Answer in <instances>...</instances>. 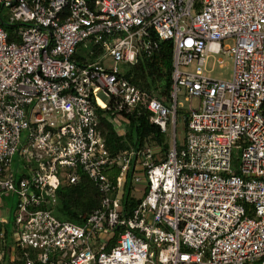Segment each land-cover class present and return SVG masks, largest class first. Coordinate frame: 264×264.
Returning a JSON list of instances; mask_svg holds the SVG:
<instances>
[{"label": "built area", "instance_id": "obj_1", "mask_svg": "<svg viewBox=\"0 0 264 264\" xmlns=\"http://www.w3.org/2000/svg\"><path fill=\"white\" fill-rule=\"evenodd\" d=\"M151 33L172 43L168 104L120 67ZM219 54L230 79L211 75ZM181 90L197 108L178 110ZM105 113L145 115L168 148L108 147ZM83 177L98 206L57 218L58 188ZM2 192L0 264H264V0H0Z\"/></svg>", "mask_w": 264, "mask_h": 264}, {"label": "trees", "instance_id": "obj_2", "mask_svg": "<svg viewBox=\"0 0 264 264\" xmlns=\"http://www.w3.org/2000/svg\"><path fill=\"white\" fill-rule=\"evenodd\" d=\"M10 27L12 26L8 28L10 29ZM151 36L152 45L148 52H141L135 64L123 63L120 67L124 76L131 82L142 89L157 92L164 97L165 103L168 104L172 88V43L169 40H161L152 33ZM100 118L101 129L107 146L128 147L112 123L105 116ZM129 120L132 123V130L127 132L126 136L130 140V145L160 146L162 150L168 148V134L161 132L155 124L148 121L145 115H133ZM98 200V192L93 188L90 181L83 177L77 184H64L58 188L57 203L53 214L57 218L80 223L89 212L98 206ZM7 235L8 229L6 228V240L4 239L0 248L4 251L6 260L11 247L7 241ZM15 249L17 254L21 256L23 250L20 247H15ZM31 253L32 256L35 255L34 251Z\"/></svg>", "mask_w": 264, "mask_h": 264}, {"label": "rangeland", "instance_id": "obj_3", "mask_svg": "<svg viewBox=\"0 0 264 264\" xmlns=\"http://www.w3.org/2000/svg\"><path fill=\"white\" fill-rule=\"evenodd\" d=\"M228 43H230V40H227ZM88 43L84 42L82 44V48H81V53H84L85 51L88 50ZM218 57L222 58L225 62V66L223 67H218L217 64L214 65V70L211 73V75L213 77H217V78H226V79H230L231 76V68H232V64H231V59L223 54H219ZM107 60L105 61V63L107 65H110L111 60L110 58H106ZM178 110H182V111H187L189 106L192 108H197V98H192L191 100L186 99L185 98V94L183 92V90L178 92ZM104 116L112 123L113 127L115 128V130L121 134V137L123 139V141L129 145L130 144V140L127 138L126 133L127 132H131L132 130V126H131V121L123 116L120 113H105ZM182 130H183V124L182 122L177 121V135H181L182 134ZM179 138V137H178ZM232 160H231V169L232 170H238V167L240 165V157H241V149L240 148H234L232 150ZM18 162L17 161V157L15 156L13 158V162H12V166L11 168L13 169V171H17L19 169L18 167ZM133 192H135L136 196H142V192L140 189H137V191L135 189L132 190ZM16 203V196L13 195L12 192H2L0 193V214L1 216H3V218H5L9 223L6 224V228L8 229V235H7V241L9 244H11L10 246L13 245L14 243V236H13V215H14V205ZM6 240V239H5Z\"/></svg>", "mask_w": 264, "mask_h": 264}]
</instances>
